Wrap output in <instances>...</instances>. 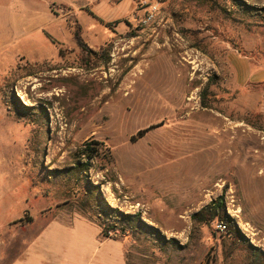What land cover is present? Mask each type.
I'll return each instance as SVG.
<instances>
[{
    "label": "rangeland",
    "instance_id": "obj_1",
    "mask_svg": "<svg viewBox=\"0 0 264 264\" xmlns=\"http://www.w3.org/2000/svg\"><path fill=\"white\" fill-rule=\"evenodd\" d=\"M139 1L109 7V26L58 7L1 58L0 253L80 216L124 241L127 264H260L264 84L244 83L264 68V0H157L146 28ZM90 191L143 225L122 230ZM219 197L240 237L192 218Z\"/></svg>",
    "mask_w": 264,
    "mask_h": 264
},
{
    "label": "crops",
    "instance_id": "obj_2",
    "mask_svg": "<svg viewBox=\"0 0 264 264\" xmlns=\"http://www.w3.org/2000/svg\"><path fill=\"white\" fill-rule=\"evenodd\" d=\"M130 0H0V62L8 53L22 51L18 48L24 37L43 33L57 20L64 19L54 9L66 7L76 18L79 26L83 16L96 17L104 23L119 20V10L114 13L109 7L118 8ZM132 3L128 4V14ZM92 14V15H91ZM127 15V14H126ZM31 47L34 42L26 43ZM246 59L239 52L230 53L231 64ZM233 70V67H232ZM234 77L237 83V74ZM246 84H264V68L249 70ZM264 113V99L260 105ZM35 239H25L24 245L12 241V250L0 253V264H127L123 240L101 239L100 229L83 217L77 216L69 223L52 220L44 224ZM16 241V242H15ZM0 243L2 240L0 239ZM15 249V250H13Z\"/></svg>",
    "mask_w": 264,
    "mask_h": 264
},
{
    "label": "trees",
    "instance_id": "obj_3",
    "mask_svg": "<svg viewBox=\"0 0 264 264\" xmlns=\"http://www.w3.org/2000/svg\"><path fill=\"white\" fill-rule=\"evenodd\" d=\"M112 2H114L113 0H111ZM119 0H117L116 2H118ZM114 2V3H116ZM92 15V14H91ZM94 19L99 20L101 23H103V21H101L100 19L96 18L93 16ZM106 26H109L111 24L109 23H105ZM75 41L76 44L80 47L83 48V44L81 42V39L79 37V27L76 26L75 27ZM205 91L202 92L201 97H202V101L205 98ZM17 101V99H16ZM18 102V101H17ZM20 105V104H19ZM203 107H207L205 103H202ZM143 132H147V130L141 131L142 134ZM87 168L83 166V170H86ZM75 171L77 170L78 172H82V169L80 168H75ZM97 193V195H96ZM90 197H97L96 201L97 203H101L102 204V210H101V214H103L105 217H109V218H113V220L116 222V224L118 223L119 225H121L122 230L123 226L128 227L130 229H135L136 226L139 225H143V223L140 220V217L138 215H128V214H123L120 213L119 211H117L116 209H112L110 207H108L101 199V196L98 194V191H90L89 193ZM100 197V198H99ZM203 216H206V218L208 219V221H212V220H219L220 223H223L225 225V228L228 227V229H232L235 237H240V232L236 226V224L226 215L225 211H224V203H223V199L222 197H219L213 201H211L209 204H207L206 206H204L200 211L196 212L195 214L192 215V218L194 220H198V221H204ZM108 228H113V227H106V225H103V231L102 234L103 236L107 237V233L106 231L109 230ZM248 249L253 250L254 252L256 250L253 249V247L250 244H247ZM259 259L260 264H263L264 262V255L262 253H260L259 256H257ZM262 262V263H261Z\"/></svg>",
    "mask_w": 264,
    "mask_h": 264
},
{
    "label": "built area",
    "instance_id": "obj_4",
    "mask_svg": "<svg viewBox=\"0 0 264 264\" xmlns=\"http://www.w3.org/2000/svg\"><path fill=\"white\" fill-rule=\"evenodd\" d=\"M160 2L155 0L139 1L137 4L136 14L131 16V23L141 28H146L156 21L159 12ZM220 229H225L223 223H219Z\"/></svg>",
    "mask_w": 264,
    "mask_h": 264
}]
</instances>
